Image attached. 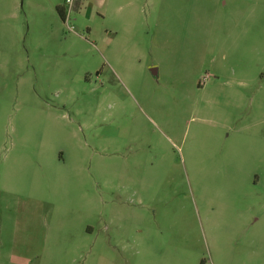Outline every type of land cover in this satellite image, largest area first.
<instances>
[{"label": "rangeland", "instance_id": "obj_1", "mask_svg": "<svg viewBox=\"0 0 264 264\" xmlns=\"http://www.w3.org/2000/svg\"><path fill=\"white\" fill-rule=\"evenodd\" d=\"M67 2L0 0V264H264V0Z\"/></svg>", "mask_w": 264, "mask_h": 264}, {"label": "trees", "instance_id": "obj_2", "mask_svg": "<svg viewBox=\"0 0 264 264\" xmlns=\"http://www.w3.org/2000/svg\"><path fill=\"white\" fill-rule=\"evenodd\" d=\"M67 7H65V6H58L57 7V12H58V14H59V16H60V18L62 19V21L63 22H65V20H66V16H67Z\"/></svg>", "mask_w": 264, "mask_h": 264}, {"label": "built area", "instance_id": "obj_3", "mask_svg": "<svg viewBox=\"0 0 264 264\" xmlns=\"http://www.w3.org/2000/svg\"><path fill=\"white\" fill-rule=\"evenodd\" d=\"M72 3H73V0H68L67 5H68V6H71ZM69 11H70V7H69V10H67L66 20L68 19V16H69V13H68V12H69ZM66 20H65V21H66Z\"/></svg>", "mask_w": 264, "mask_h": 264}, {"label": "crops", "instance_id": "obj_4", "mask_svg": "<svg viewBox=\"0 0 264 264\" xmlns=\"http://www.w3.org/2000/svg\"><path fill=\"white\" fill-rule=\"evenodd\" d=\"M80 3H82V1H80Z\"/></svg>", "mask_w": 264, "mask_h": 264}]
</instances>
